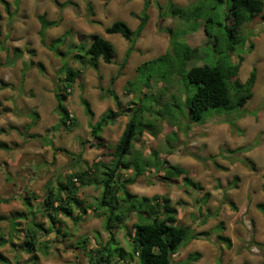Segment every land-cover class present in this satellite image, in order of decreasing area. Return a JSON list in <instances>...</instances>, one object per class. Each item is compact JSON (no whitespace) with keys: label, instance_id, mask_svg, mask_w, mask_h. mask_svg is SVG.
I'll return each instance as SVG.
<instances>
[{"label":"rangeland","instance_id":"obj_1","mask_svg":"<svg viewBox=\"0 0 264 264\" xmlns=\"http://www.w3.org/2000/svg\"><path fill=\"white\" fill-rule=\"evenodd\" d=\"M6 1L11 6L10 10L14 11V0ZM65 1L67 0H21L11 20L0 1V141L8 146L7 150L0 149V196L11 199L8 203H0V232L6 237H9L10 219L14 213L24 210L22 192L35 193L37 199L33 203L36 205L46 193L45 187L49 181H55L57 177L64 178L65 174L82 167L84 162L91 164L98 160H111L110 146L118 141L136 103H140L138 90L131 94L126 91L128 82L138 81L141 86V83H147L148 77L152 76L149 86H141L143 93L150 95L162 92L163 83L155 80L152 70L157 69L156 67L149 66L140 72L137 68L171 48L168 29L176 31L186 27L177 18L168 16L164 20L160 19L158 9L154 4L151 5L148 10L149 22L136 42L135 51L122 75L111 87L123 106V109H119L106 91L110 88L112 76L118 71L129 42L120 34H106L105 28L121 20L132 30H136L140 20L133 14L141 13L144 0H89L94 16H91L88 0H71L76 6L61 9L57 3ZM155 1L161 5L166 2ZM173 2L187 8L202 0ZM206 8L216 18L222 16L225 21L228 5L215 6L208 1ZM42 14H46L50 20L63 18L58 27L47 29L48 44L69 32L67 41L60 46L59 52H53L41 44L37 17ZM230 22L231 20L228 23ZM241 34L248 35L245 49L250 44L254 47L250 53L243 54L245 61L238 78L245 81L252 69L256 68L257 80L253 97L245 105L243 116L237 120V130L218 116L209 117L202 124L189 121V112L184 106L185 93L192 95L196 85L190 83L184 73L171 77L173 85L160 101L161 104L153 107L152 116L147 115L155 121L158 133L154 136L145 131L143 136L133 142L146 157L157 150L162 159H168L171 164L186 169L188 176L200 186V189L185 186L182 178L165 181L162 179L163 172L141 176L134 185L129 186V190L138 196L151 197L159 194L170 198L172 205L178 210L181 224L192 227L195 233L209 232L207 238L186 242L173 257L172 264H190L188 256L194 252L201 254L195 264H264V215L256 207L257 203H264V21L261 16L245 24ZM93 35L110 41L116 50L114 62L106 64L101 60L98 70L88 68L72 58L74 50L71 45H89ZM182 39L192 48H199L200 54H207L208 63H214L212 45L205 34L203 20H200L197 31L187 32L182 35ZM15 49L20 50L22 55L14 61ZM232 59L237 61L235 55ZM65 61L81 70L73 93L65 103L78 121V126L73 131H67L63 127L54 130L60 119L55 111L54 89L59 85L58 70ZM25 62L29 64V68L23 72ZM203 63L200 60L191 65ZM38 64L42 65L43 70L39 69ZM3 84L8 85L3 87ZM173 94L179 100V107L173 108L172 120L175 123H170L167 118H158L155 112L164 104L171 103ZM82 98L90 102L94 116L87 115ZM151 104L154 103L150 99L143 102L146 109ZM110 110L122 111V115L115 124L104 128L101 136L107 147L98 149L91 135L90 124L99 121ZM33 112L38 113L39 119L26 134L24 128L31 122ZM12 126L16 129H11ZM32 134L39 137L32 138ZM242 147L245 149L239 153L222 151ZM56 149L81 153L82 162L75 166L70 156L62 151L55 152ZM124 174L130 176L131 171ZM235 177L239 178L237 185L229 187V182ZM206 194L209 197L204 203ZM100 195V187L82 190V198L91 209L84 215V220L72 236H59V241L51 246L48 256L38 252L39 259L31 261L32 255L10 245L0 249V252L12 261L18 255L21 264H90L91 252L106 245L109 240L103 219L95 215ZM228 202H233L236 208L233 209ZM36 217L38 222L46 221L40 214ZM65 221L70 230L75 228L70 221ZM136 222L135 214L126 218L117 233L118 241L110 246L112 250L122 247L130 253V241L134 237ZM222 223V234L231 240L230 248L217 240L218 226ZM23 228L25 226L20 227V230ZM16 235L14 242L19 246L23 242L24 233L17 232ZM49 238L54 240L55 236ZM83 239L86 240L85 250L77 247V243ZM112 260L114 264H124L118 261L116 254Z\"/></svg>","mask_w":264,"mask_h":264},{"label":"trees","instance_id":"obj_2","mask_svg":"<svg viewBox=\"0 0 264 264\" xmlns=\"http://www.w3.org/2000/svg\"><path fill=\"white\" fill-rule=\"evenodd\" d=\"M0 1L11 20L17 12L21 0H14V11L10 10L11 6L8 1ZM208 1L215 6L228 5L225 21L229 22L231 20L230 24L223 21L222 16L218 19L212 15V12L207 11ZM87 4L91 16H94L93 7L89 0ZM152 4L158 9L160 19L164 20L170 16L177 18L182 24H186V27L181 30L168 29L171 35V48L165 54L149 60L137 68V71L140 72L149 66L156 67L157 69L152 70L154 71L155 80L163 83L162 92L151 93L150 95L147 92L143 93L141 86H149L152 76L148 77L147 83H141V86H139L140 83L138 81H129L126 91L131 94L133 91L138 90L140 103H136V107L133 109L118 141L110 146L111 160L108 162L98 160L91 164L83 161L84 165L82 167L65 174L64 178L57 177L55 181H49L45 187L46 193L40 203L36 205L33 203L37 199L35 193L22 192L21 201L24 210L15 212L10 219L11 231L9 237L0 232V249L7 245L14 248L18 247L32 255L31 261L39 259L38 252L48 256L52 249L51 246L59 241V236L62 238L72 236L78 225L84 220V215L91 209V206H87V202L82 198V190L89 187H100L101 189V195L98 197L95 207V215L97 218L103 219L104 228L109 234L108 243L91 252L89 256L90 264H114L112 259L115 254L118 257V261L124 264H172L173 257L186 242L200 239L201 237L207 238L210 235L209 232L195 233L192 227L181 224L178 219V210L172 205L170 198L159 194L151 197L138 196L129 190V186L134 185L139 177L151 172H163L162 179L165 181L182 178L183 185L200 189L199 184L188 176L186 169L171 164L168 159H162L161 154L157 150L152 152L149 157H146L142 150L136 148L133 142L143 136L145 131L150 132L154 136L158 133L155 121L148 118L147 115L152 116L153 107L161 104L160 101L173 85L171 77L181 76L184 73H186L190 83L196 85L192 95L189 92L185 93L184 106L188 109L189 121L202 124L207 118L218 116L223 117V122L228 123L233 129L237 130V120L243 116L245 105L253 97V89L257 80L256 68L252 69L245 81H241L238 78L242 63L245 61L243 54L246 52L250 53L254 47L253 44H250L249 48L245 49L248 35L241 34V29L259 15L264 21V1L202 0L201 3L184 8L175 4L173 0H166L164 5L155 0H144L141 13L139 15L133 14L140 20L136 30H132L121 20L105 28L106 34H120L129 42L128 49L118 71L112 76L110 88L106 91L107 95L116 102L119 109H123V106L118 95L111 87L116 79L122 75L131 54L135 51L136 42L149 22L150 15L148 10ZM57 5L61 9H65L70 6H76V3L67 0L58 2ZM211 10H214V8H211ZM1 19L2 15L0 13V21ZM37 19L40 24L38 34L41 44L47 46L53 52H59L60 46L66 43L69 32L64 33L48 44L47 29L58 27L63 18L50 20L46 14H42ZM200 20L204 21V31L210 41L209 44L211 43L212 45L214 58V63L212 64L207 62V54L204 52L200 54L199 48H192L182 39V35L184 36L187 32L197 31ZM189 23L194 24L191 26ZM179 32L182 34H179ZM71 47L74 50L72 58L94 70H98L101 60L106 64H112L116 56L114 45L98 35L92 36L89 45L73 44ZM20 55H22L20 50L15 49L14 61ZM63 55L65 56V54ZM233 55L237 57V61H233ZM200 60H203L204 63L191 65L192 62ZM8 62H11V60ZM38 67L43 70L41 64H38ZM28 68L29 64L25 62L23 72L27 71ZM80 73V69L73 68L66 61L58 70L60 76L57 82L59 85L54 89V97L56 100L55 111L59 114L60 119L54 130L63 127L67 131H73L78 126L77 119L71 114L65 103L72 95ZM7 85L3 84V87ZM147 99L154 103L148 109L143 106L144 100ZM81 102L85 106L87 115L90 117L94 116L90 102L85 98H82ZM175 107H179V100L173 94L171 103L164 104L155 114L158 118H167L170 123H175L172 120L173 108ZM106 113L102 115L99 121L90 124L91 135L96 141L95 146L98 149L107 147L101 136L104 128L115 124L117 118L122 115V111L115 112L110 110ZM31 116V122L24 128L26 134L36 125L39 119L37 112H33ZM155 118L158 120L157 117ZM11 129H16V127L12 126ZM30 137L36 138L39 135L32 134ZM0 149L7 150V144L0 141ZM244 149L242 147L234 150L223 149L222 151L239 153ZM58 151L70 156L72 161L75 162V166L82 162L80 160L81 153L74 154L66 149L55 150V152ZM222 151L220 153H223ZM130 171V176L124 174ZM238 181L239 178L235 177L229 182V187L236 186ZM208 197L209 194L204 196V203H206ZM10 201L11 199L0 196V203H8ZM228 203L231 204L233 209L236 208L233 202ZM256 207L264 215V203H257ZM37 214H40L47 222H38ZM131 214L137 216V222L134 224V237L130 241V253L122 247L112 250L111 244L118 241L117 233L121 230L126 218ZM65 220L70 221L75 228L70 230ZM22 226H25V228L20 230ZM218 229V242L230 248V238L222 234L223 223L218 226ZM17 232L24 233L23 242L19 246L14 242ZM52 235L55 236L54 240L49 238ZM85 243L86 240L83 239L77 243V247L85 250ZM257 245L262 246L259 243ZM200 257V253H191L188 256L190 264H195ZM0 263L21 264L18 255L16 260L12 261L2 252H0Z\"/></svg>","mask_w":264,"mask_h":264},{"label":"crops","instance_id":"obj_3","mask_svg":"<svg viewBox=\"0 0 264 264\" xmlns=\"http://www.w3.org/2000/svg\"><path fill=\"white\" fill-rule=\"evenodd\" d=\"M82 221H83V220H82ZM82 221H81V222H82ZM78 249H79V248H78Z\"/></svg>","mask_w":264,"mask_h":264}]
</instances>
